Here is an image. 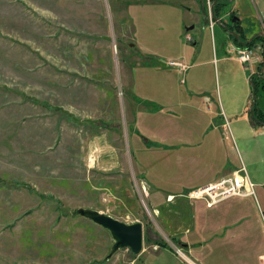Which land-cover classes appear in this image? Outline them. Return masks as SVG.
I'll use <instances>...</instances> for the list:
<instances>
[{
  "label": "rangeland",
  "instance_id": "obj_1",
  "mask_svg": "<svg viewBox=\"0 0 264 264\" xmlns=\"http://www.w3.org/2000/svg\"><path fill=\"white\" fill-rule=\"evenodd\" d=\"M180 1L0 0V264H190L175 249L191 256L179 241L190 221L185 201H195L188 191L163 197L151 192L145 178L153 183L152 175L144 173L141 153L133 148L136 125L151 134V117L141 120L152 110L174 129L173 158L186 154L185 166L202 168L195 180L237 162L253 182H264V137L244 143L241 137L234 146L219 125L209 148L210 129L200 118L201 89L218 87L209 66L180 72L168 63L187 42L178 25ZM225 2L222 7L242 18L246 34L264 30V0ZM207 3L213 8V1ZM221 25L219 53L221 32L228 43ZM247 49L255 55L250 62H240L234 51V60L220 63L223 93L229 77L227 87L239 105L252 86V68L259 66V47ZM200 69L206 80L194 87L190 76ZM148 99L158 105L152 109ZM254 100L264 109V88L255 90L251 105ZM162 139L151 141L159 149ZM256 191L264 206V187ZM78 207L142 221L145 254L122 249L106 260L110 233L72 216L70 209Z\"/></svg>",
  "mask_w": 264,
  "mask_h": 264
},
{
  "label": "crops",
  "instance_id": "obj_2",
  "mask_svg": "<svg viewBox=\"0 0 264 264\" xmlns=\"http://www.w3.org/2000/svg\"><path fill=\"white\" fill-rule=\"evenodd\" d=\"M209 1H213V7L217 6L220 1V5L216 10L217 15L213 12V8L209 10L207 7V2ZM225 3V0L180 1L182 18L178 25L183 27L180 31L187 42L185 48L180 51V56L176 57V59H171H179L178 61L184 62L187 65V69L184 72H189L190 69L194 68L197 69V66L208 65L211 77L213 76V79L217 77L218 87L214 85L212 89L202 88L200 91L204 102L202 105L204 112L200 118L204 119L205 123L207 122V127L209 126L210 129L206 134V136L210 137L209 148L216 141L215 137L217 135L213 128L219 127V125H221V136L228 139L231 138L234 146L238 145V139H241V137L244 139L243 143L248 138L257 140L264 137V126L255 119V112L264 113V109L262 107L259 108L260 106H257L255 101L251 105L254 89L256 90L259 87V83L255 78L256 66L253 65L254 67L252 68L254 73L250 79L252 85L250 90L239 97L241 105L235 103L234 98L231 97V91L227 87L229 85V77H224L226 91L225 94L223 93L220 63L234 60L229 56L230 52H234L235 47L240 48V45L231 37V33L224 30L227 33L226 39L228 43L225 42L221 32L222 51L219 53L217 50L216 25L217 23L221 25V21L226 22V20H229L230 11L235 13L234 8L227 10L224 6L222 7ZM239 19L244 28L243 33L246 36H250L251 34L245 33L242 18L240 17ZM221 26L224 28L223 24ZM175 68L178 69V67ZM179 71L181 72V70ZM199 73L205 74L206 72L200 69L195 74L191 73L189 81L194 87L198 81L206 80L199 77ZM249 76V72L245 70L244 81ZM205 77L207 78V74ZM182 80L184 81V79ZM254 81L255 86L253 85ZM192 94L194 93L192 92ZM152 99L146 101H149L148 104L153 109V106L158 105V103H155ZM225 99L229 102L228 104ZM233 100L234 102L230 103ZM252 107L254 108L253 112L251 111ZM175 108L176 106H174ZM138 116L141 115L138 114ZM150 117L151 129L149 126H144L151 130V134L139 128L138 125L134 129L138 136L135 141V148L138 155L141 153L139 160L143 157V161L140 162L138 160V162L140 165H144V173L146 171L148 175H152L153 183L148 178L145 179L149 183L150 191H153L155 195L163 197V195L166 196L168 193H175L176 191L192 190L211 181H216L220 177L230 175L241 168L248 172L244 163L242 166H237V162L236 164L231 162L232 164L229 165L228 162L224 163L221 156L220 162L224 164L220 169H217L218 166H216L214 168L216 170L213 173L201 176L203 179L200 181L195 180L194 178L199 177L202 173V168L200 166H185L184 164L188 158L186 154H174L173 158V152L177 150V142L174 138L172 139L175 132L169 123V118H161L159 111L154 112L152 110L148 116L143 115L141 122L144 123ZM158 118H160V121H158ZM185 119L184 117L183 121H186ZM233 121H237L235 125ZM158 136L163 138L161 143L165 145L159 149L151 141V138L157 139ZM212 148L213 146L210 149ZM210 151L214 154L213 150ZM108 152L112 153L110 150ZM158 159L163 160V163L158 164ZM150 161L154 164L157 163V165L149 167L147 163ZM158 168L163 172L160 176L156 175ZM189 176H192L194 180H187ZM210 177L213 178L209 179ZM198 182L203 183L199 185ZM254 183L256 184L255 189L258 186L264 187V182L262 181L257 180ZM153 193H150V196ZM194 201H185L184 207L187 208L190 221L185 225L184 234L179 241L182 243V247L190 253L191 256L188 255L187 257L193 261L191 264H263L261 257L264 256V221L262 218L264 206L261 204L258 195L257 197L252 195L229 197L212 206L207 205L203 199Z\"/></svg>",
  "mask_w": 264,
  "mask_h": 264
},
{
  "label": "built area",
  "instance_id": "obj_3",
  "mask_svg": "<svg viewBox=\"0 0 264 264\" xmlns=\"http://www.w3.org/2000/svg\"><path fill=\"white\" fill-rule=\"evenodd\" d=\"M234 50L237 52L238 60L242 63L250 62L255 55L251 56L249 49L237 48ZM259 60V57H256ZM168 63L172 66L178 67L181 71L187 69V65L178 60H170ZM256 184L250 179L244 168L238 169L230 175L220 177L216 181L209 182L203 186L192 189L187 194L188 198L194 200L203 199L206 201L207 205L212 206L218 202L234 196H247L256 195ZM173 198V197H172ZM262 218L264 221V211L262 210ZM176 253L185 257V259L191 264L193 261L187 257L188 255L184 251L176 247ZM262 263L264 264V256L261 257Z\"/></svg>",
  "mask_w": 264,
  "mask_h": 264
},
{
  "label": "water",
  "instance_id": "obj_4",
  "mask_svg": "<svg viewBox=\"0 0 264 264\" xmlns=\"http://www.w3.org/2000/svg\"><path fill=\"white\" fill-rule=\"evenodd\" d=\"M223 26L226 30L228 29V26L225 25V23ZM229 33L231 32L229 31ZM251 109L253 112L254 108L252 107ZM70 214L74 217L81 216L86 218L110 233L113 244L110 248V252L105 257L106 260L112 258L119 250L122 249H129L134 255H140L144 251L145 228L142 221H134L131 223L125 222L92 207H78L70 209ZM180 244L182 245V243Z\"/></svg>",
  "mask_w": 264,
  "mask_h": 264
},
{
  "label": "flooded vegetation",
  "instance_id": "obj_5",
  "mask_svg": "<svg viewBox=\"0 0 264 264\" xmlns=\"http://www.w3.org/2000/svg\"><path fill=\"white\" fill-rule=\"evenodd\" d=\"M224 22L225 21H221L223 25ZM225 25L228 26L227 31L231 32V37L234 39V41L237 44L240 45L239 46L240 48L247 49L251 47H255V48L259 47L258 50L255 49L256 51H258L259 54L258 56L256 55V57H259V60H257L259 66H258V70L255 73V78L256 81L259 83V87L264 88V30L258 35L246 36L243 33L244 28L240 22V19L235 15L233 11H230V18L229 20H226ZM258 41L261 42L259 45H257ZM260 56H262V58ZM253 85L255 86V82L253 83ZM260 115H264V113L255 112V119L260 123H262V125L264 126V119H263L264 116H262L263 118H261Z\"/></svg>",
  "mask_w": 264,
  "mask_h": 264
},
{
  "label": "trees",
  "instance_id": "obj_6",
  "mask_svg": "<svg viewBox=\"0 0 264 264\" xmlns=\"http://www.w3.org/2000/svg\"><path fill=\"white\" fill-rule=\"evenodd\" d=\"M220 5V1H219V3H218V5L217 6H214L213 7V12L215 13V15H217V13H216V10H217V7ZM253 79V78H252ZM255 82V81H254ZM262 116H264V115H260V117L261 118H263ZM264 119V118H263ZM135 145V144H134ZM133 148H135V146H133ZM190 190H188V192H189ZM186 191H176L175 193H185ZM165 246H167L165 243H164V247Z\"/></svg>",
  "mask_w": 264,
  "mask_h": 264
},
{
  "label": "bare ground",
  "instance_id": "obj_7",
  "mask_svg": "<svg viewBox=\"0 0 264 264\" xmlns=\"http://www.w3.org/2000/svg\"><path fill=\"white\" fill-rule=\"evenodd\" d=\"M143 188L146 189V186L144 185Z\"/></svg>",
  "mask_w": 264,
  "mask_h": 264
}]
</instances>
